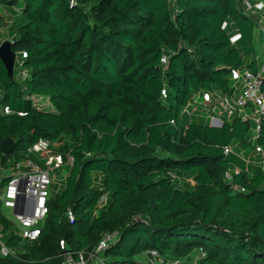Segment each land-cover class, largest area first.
I'll return each mask as SVG.
<instances>
[{
  "label": "trees",
  "instance_id": "obj_1",
  "mask_svg": "<svg viewBox=\"0 0 264 264\" xmlns=\"http://www.w3.org/2000/svg\"><path fill=\"white\" fill-rule=\"evenodd\" d=\"M247 2L256 0H0V46L11 41L15 71L28 73L11 80L0 59V106L12 110L0 115V145L16 141L9 156L0 146V165L44 167L29 152L40 141L59 144L68 164L36 242L0 208L13 252L0 264H60L61 242L91 252L112 233L105 264L196 250L202 264H264V165L246 163L264 150V117L257 135L238 114L220 128L186 117L203 110L191 112L198 95L232 97L235 72H258V20Z\"/></svg>",
  "mask_w": 264,
  "mask_h": 264
},
{
  "label": "built area",
  "instance_id": "obj_2",
  "mask_svg": "<svg viewBox=\"0 0 264 264\" xmlns=\"http://www.w3.org/2000/svg\"><path fill=\"white\" fill-rule=\"evenodd\" d=\"M246 5L247 9L252 13L264 10V1L262 0L255 5L249 2ZM24 56L26 57V54ZM20 65L23 66L21 62ZM20 77L27 78V71H22ZM234 79L241 83V88L238 90L239 93L233 105L230 102L231 96H225L213 91L204 94V96L198 95L191 107L196 105L194 111L203 109L208 114L211 122L210 127L220 128L223 126L224 119L221 115L232 118L238 114L244 121L253 120L257 125V135L261 120L264 117V94L262 92L264 64L259 66L256 74L249 71L243 74L235 72ZM200 97H203V100L199 103ZM2 98L3 92L0 88V101ZM32 100L38 104L40 109L52 107L48 99L33 97ZM43 100L45 103H42ZM249 108L252 110V115L247 112ZM188 110H186L187 113H189ZM219 112L221 113L217 116ZM11 114L12 110L9 107L0 106V115ZM29 152L40 155L46 160L47 164L42 167L40 164L28 159L12 167L11 170H14L15 173L9 177L8 184L1 189L0 208L2 210H12L13 214L14 210L17 207L19 208L21 214H14L17 218V224L13 222L14 227L23 240L32 243L40 238L42 225L49 214L48 202L55 185L53 172L63 166L64 160L62 155L45 141H40ZM256 152L262 156V164L264 165V150L257 148ZM224 153L225 155L233 154V148L226 147ZM246 163L250 165L254 162L251 159H246ZM236 173H239V170H236ZM226 179L228 181L232 179L230 172L226 174ZM22 188L23 191L21 190ZM20 195H23L24 198L19 200ZM67 217L71 223L74 222V216L71 211L68 212ZM118 235V233L105 234L100 244L91 252L81 251L75 253L66 250L65 243L61 242L60 246L64 252L60 255V264H91L92 261L98 262V264H105L103 253L111 243L117 240ZM201 253L202 259L205 258L206 254L203 251ZM0 254L3 257L13 255V252L8 248L6 241L1 236ZM150 262L151 264H182L181 260H168L156 252L150 253Z\"/></svg>",
  "mask_w": 264,
  "mask_h": 264
},
{
  "label": "crops",
  "instance_id": "obj_3",
  "mask_svg": "<svg viewBox=\"0 0 264 264\" xmlns=\"http://www.w3.org/2000/svg\"><path fill=\"white\" fill-rule=\"evenodd\" d=\"M259 1H260V0H256V2H255L253 5L257 4ZM262 1H264V0H262ZM253 13L256 15V18H257V20H258L257 39H256V49H257V52H258V55H259V64H260L259 66H261V65L263 64V58H264V10H263L262 12H260V11H254ZM14 21H15V19H14V20L12 19V20H9V21H8L7 25H6V26L4 27V29H3V33H5V34L7 35L9 29H11V28L14 26ZM9 37H11V36H9ZM6 41H7V40H6ZM244 72H246V71H244ZM244 72H242L241 74H243ZM238 83H239V84H238V86L236 87V90L240 89V87H241V83H240V82H238ZM216 91L219 92L218 90H214V92H216ZM219 93H220V92H219ZM238 93H239V92L237 91L236 95L230 97L231 105H233V104L235 103V99H236V96L238 95ZM220 94H221V93H220ZM203 96H204V94H203ZM220 113H221V112H219L217 116H219ZM206 115L208 116L207 113H206ZM221 116L225 118L224 115H221ZM58 146H59V144H55V145L53 146V149H54V148H57ZM54 150H55V149H54ZM36 155L38 156L39 160L42 162V164H43L44 167H45V165L47 164L46 160H44V158L41 157L40 155H38V154H36ZM247 157H248L247 159L254 160V161L258 162V163H261V162H262V156H261L260 154H258L257 152H256V153H253V154H251L250 156H247ZM67 165H68V164L63 163V166L60 167V168H58V169L55 170L54 172H56V171H58V170H60V171H64V174H66L64 178H66L68 175H67V172H66V170H65V166H67ZM10 171H11V172H10L9 176H7L8 178H9L13 173H15L14 170H11V169H10ZM4 176H6V175H4ZM55 176H56V175H53L54 179L56 180ZM56 177H57V176H56ZM54 186H55V185H54ZM56 188H57V186H56ZM0 236H1L5 241H7L8 236H6V235H1V234H0ZM201 261H202V253H201L200 250H196V251H194L190 256H188L187 258L181 260L182 264H202ZM138 262H140L141 264H151V262H150V255H149V254L141 255V256L138 258ZM91 264H98V262L92 261Z\"/></svg>",
  "mask_w": 264,
  "mask_h": 264
},
{
  "label": "water",
  "instance_id": "obj_4",
  "mask_svg": "<svg viewBox=\"0 0 264 264\" xmlns=\"http://www.w3.org/2000/svg\"><path fill=\"white\" fill-rule=\"evenodd\" d=\"M237 38L234 39L237 40ZM0 59L4 63L8 77L12 80L14 78V73H15V64H16V55L12 51V42L11 41H4L1 46H0ZM1 152L4 156H9L11 155L15 148H16V141L13 138L6 139L1 142ZM23 191V188L21 189ZM24 198L23 195L19 196V200ZM15 215L21 214V211L17 207L14 210Z\"/></svg>",
  "mask_w": 264,
  "mask_h": 264
},
{
  "label": "rangeland",
  "instance_id": "obj_5",
  "mask_svg": "<svg viewBox=\"0 0 264 264\" xmlns=\"http://www.w3.org/2000/svg\"><path fill=\"white\" fill-rule=\"evenodd\" d=\"M15 72H16V78H17L19 76V74H20V69L16 68ZM42 103H45V101L43 100ZM48 106H49V104H48ZM193 111H194V108H191V112H193ZM247 112H248L249 115H252L251 108H249ZM186 117H187V120H188V124L190 123V121L193 120V121L198 122V123L201 122L204 125H206V124H208L209 126L211 125V122L209 121L210 118H209V116L206 115V112L204 110L198 112L197 114H193L192 117H190L189 114H187ZM223 119H224V117H223ZM10 169L9 170H5L0 165V182H1V180L4 177L9 176V174L11 172ZM4 175H6V176H4ZM53 175L57 176V177L55 176V178H56L55 186H57V188L60 189L61 187H63L65 185V178L64 177H65L66 174H64V171L58 170L56 172H53ZM0 190H1V188H0ZM3 211L15 224H17V218H16V216H14L12 210L6 209V210H3Z\"/></svg>",
  "mask_w": 264,
  "mask_h": 264
}]
</instances>
